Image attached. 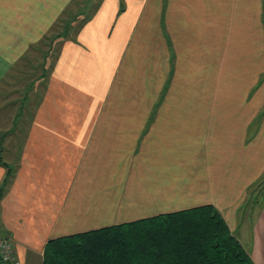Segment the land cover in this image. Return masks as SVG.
Returning a JSON list of instances; mask_svg holds the SVG:
<instances>
[{
	"label": "crops",
	"instance_id": "crops-1",
	"mask_svg": "<svg viewBox=\"0 0 264 264\" xmlns=\"http://www.w3.org/2000/svg\"><path fill=\"white\" fill-rule=\"evenodd\" d=\"M77 2L0 0V187L14 169L0 238L15 261L212 205L264 264V0ZM50 36L52 59L7 82Z\"/></svg>",
	"mask_w": 264,
	"mask_h": 264
},
{
	"label": "trees",
	"instance_id": "trees-1",
	"mask_svg": "<svg viewBox=\"0 0 264 264\" xmlns=\"http://www.w3.org/2000/svg\"><path fill=\"white\" fill-rule=\"evenodd\" d=\"M13 173L9 168L0 201ZM0 264H7L1 255ZM42 264L255 263L220 212L205 205L50 240Z\"/></svg>",
	"mask_w": 264,
	"mask_h": 264
},
{
	"label": "rangeland",
	"instance_id": "rangeland-1",
	"mask_svg": "<svg viewBox=\"0 0 264 264\" xmlns=\"http://www.w3.org/2000/svg\"><path fill=\"white\" fill-rule=\"evenodd\" d=\"M83 1L84 0H78V2H80V6L83 3ZM58 29H59V25L53 26V28L51 29L49 34L52 35V33L57 32ZM59 32H60V30H59ZM52 37L53 36L47 37V39H44L41 43H39V45L35 48V50H33L30 54H28L26 56V58H25L26 60L23 61L25 64H22L23 66H21V67H17L16 73H14V74L12 73L13 75L11 74V76L7 79V82L14 84L13 82L16 81V82H19V85L21 84L22 86H24L23 84L26 81H29V79H31V77L33 78L34 74L36 72L38 73V68L35 71H33V68L35 66L38 67L40 64H42L44 58H47L48 60H50L55 55V54H51V53L55 52V50L57 49L56 44H55V43H57L56 42L57 40L51 39ZM58 43H60V41H58ZM49 50H52V51L50 52ZM27 63H29V65H31L32 68L29 66H26ZM12 76H14V79H10ZM5 89L8 90V87ZM31 101H32V99H31ZM6 155H7V151H4L2 153V156L5 159L7 158ZM12 168H14V167H12ZM13 171H14V169H13ZM263 187H264V179H262L258 188L255 187L254 190H256V189L260 190Z\"/></svg>",
	"mask_w": 264,
	"mask_h": 264
},
{
	"label": "built area",
	"instance_id": "built-area-1",
	"mask_svg": "<svg viewBox=\"0 0 264 264\" xmlns=\"http://www.w3.org/2000/svg\"><path fill=\"white\" fill-rule=\"evenodd\" d=\"M0 255L3 261L7 264H19L15 261L14 247L8 240L0 238Z\"/></svg>",
	"mask_w": 264,
	"mask_h": 264
}]
</instances>
